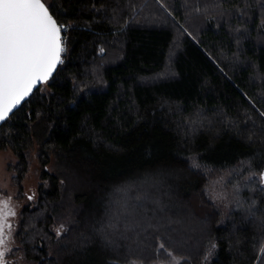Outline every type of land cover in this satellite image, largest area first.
Listing matches in <instances>:
<instances>
[{
  "label": "trees",
  "instance_id": "trees-1",
  "mask_svg": "<svg viewBox=\"0 0 264 264\" xmlns=\"http://www.w3.org/2000/svg\"><path fill=\"white\" fill-rule=\"evenodd\" d=\"M47 5L62 63L0 126L19 198L34 151L41 165L10 257L264 264V0ZM147 176L160 198L139 207ZM221 178L224 205L210 195Z\"/></svg>",
  "mask_w": 264,
  "mask_h": 264
},
{
  "label": "snow or ice",
  "instance_id": "snow-or-ice-1",
  "mask_svg": "<svg viewBox=\"0 0 264 264\" xmlns=\"http://www.w3.org/2000/svg\"><path fill=\"white\" fill-rule=\"evenodd\" d=\"M63 27L42 0H0V121L62 63ZM9 215L8 201L0 202V235Z\"/></svg>",
  "mask_w": 264,
  "mask_h": 264
},
{
  "label": "rangeland",
  "instance_id": "rangeland-1",
  "mask_svg": "<svg viewBox=\"0 0 264 264\" xmlns=\"http://www.w3.org/2000/svg\"><path fill=\"white\" fill-rule=\"evenodd\" d=\"M47 3H50L51 0H44ZM38 153L36 151L33 152L31 157V165L26 174V177L23 181L24 189H25V196L23 198L18 197V187L14 185L13 177L16 175L14 170L16 163L18 161L17 156L15 153L10 149H0V202L8 201L9 207L15 213V215H9L7 220L4 222L6 225H10V227L5 226L2 231V235H0V239H3L4 243L0 244V251L4 252V256L0 259V264H28L23 257H10L12 251L17 246L15 234L19 222V217L23 206L27 203L29 199H33L37 195V189L40 184V175H41V165L38 160ZM54 160V159H53ZM54 164V162H53ZM52 166L50 169H54ZM222 178L212 184L210 186V195L214 199L216 203L219 205H224L226 203L227 195L224 193L222 189ZM146 183L144 190H141V196L138 198L142 201H137L138 206L144 205L149 198L147 192L152 193L155 196H152L154 200H158L160 198V191L158 190L159 184L156 182V179L152 178H145L142 180ZM263 183H264V175H263ZM148 185V186H147ZM159 191V193H158ZM148 195V196H147ZM153 200V201H154ZM148 202H152L150 199ZM158 202V201H157ZM157 202H152V204H157ZM124 207L118 209L122 210L121 215L124 213ZM147 211V210H146ZM172 218L167 220L170 222L169 225L172 226L174 224H180L178 219ZM183 219V218H182ZM188 222V218H185ZM184 219V220H185ZM180 220V218H179ZM191 223L192 220L190 221ZM200 223L196 222V224H186L189 228V234L183 236V240L192 241V226L193 228H199ZM186 231V229H184ZM59 234H62L63 229L59 227L57 229ZM177 262V260H176Z\"/></svg>",
  "mask_w": 264,
  "mask_h": 264
},
{
  "label": "water",
  "instance_id": "water-1",
  "mask_svg": "<svg viewBox=\"0 0 264 264\" xmlns=\"http://www.w3.org/2000/svg\"><path fill=\"white\" fill-rule=\"evenodd\" d=\"M42 2H44L45 4H46V2L44 1V0H42ZM46 6L49 8V6L46 4ZM49 12L52 14V12H51V10H50V8H49ZM53 15V14H52ZM53 17H54V19L57 21V19H56V17L53 15ZM57 23H58V21H57ZM59 24V23H58ZM61 36H62V39H63V33H62V31H61ZM63 47H64V41H63ZM62 57H63V53L61 54V60H62ZM60 64L61 63H59L57 66H56V68L53 70V72H52V74H51V76L49 77V79L46 81V82H48L49 80H51L52 78H53V76L56 74V72H57V70L59 69V67H60ZM46 82H39V83H37L36 85H35V87L32 89V91H31V93L27 96V97H25L24 98V100H22L21 101V103L19 104V105H17L13 110H12V112H10L9 113V115L7 116V118L5 119V120H3V121H0V126H2L10 117H11V115L16 111V110H18L23 104H24V102L26 101V100H28V98L41 86V85H43L44 83H46Z\"/></svg>",
  "mask_w": 264,
  "mask_h": 264
}]
</instances>
